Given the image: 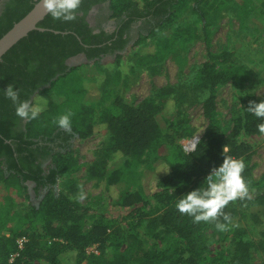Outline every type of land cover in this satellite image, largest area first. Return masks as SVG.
I'll return each mask as SVG.
<instances>
[{
    "label": "trees",
    "instance_id": "16d2710c",
    "mask_svg": "<svg viewBox=\"0 0 264 264\" xmlns=\"http://www.w3.org/2000/svg\"><path fill=\"white\" fill-rule=\"evenodd\" d=\"M38 1L12 0L0 15V38ZM232 1L82 0L74 21L55 20L47 14L38 24L47 30L31 31L3 56L0 88L13 83L20 89L21 99L43 110L36 119H25L23 129L18 130L21 118L16 115V106L0 92V264H60L61 256L71 249L77 251V264H201L208 248L205 228L222 232L217 223L228 228L249 218L256 224L261 222L260 213L251 208L264 207V172L256 178L252 156L253 138L262 134L258 125L264 119L255 117L247 107L251 101L264 100V95L240 98L239 113L228 132L217 119L219 87L230 83L236 90H243L253 77L252 70L238 60L236 50L211 49L210 16ZM104 2L108 3L109 19H116L117 25L112 32H95L88 15ZM187 13L194 14L195 20L178 23ZM138 21H143L147 32L141 30L133 43V47L139 46L133 52L135 65L147 67L152 73L161 54L141 47L148 39L154 44L161 31L182 44L205 42L208 59L197 68L193 86L166 85L136 103L115 95L108 74L99 73L90 81L74 77L81 67L79 62L100 64L104 56L115 55L120 63L131 40L129 29ZM111 99L113 106L103 109ZM197 100H202L208 125L201 140L191 139L190 145L197 147L187 153L180 142L189 135L187 121L167 115L169 124L163 129L157 117L178 114L180 105ZM67 113L71 114V127H60L56 121ZM96 132L106 133L108 141L86 166L89 179L116 187L143 163H149L158 177L151 188L141 183L137 190L117 192L115 204L128 209L126 215L85 226L92 208L81 206L71 197L78 189L74 174L83 168L73 155L71 139L76 135L88 138ZM63 138L64 143H54L57 148L48 155L52 161L47 169L36 163L41 149L49 153L47 142ZM225 156L245 162L242 174L249 194L230 201L221 210L228 220L220 215L196 223L177 210L176 202L203 185ZM66 175L70 177L65 188L56 193L55 186ZM27 182H33L32 191ZM23 198L30 202L18 209ZM140 229L155 241L153 246H147ZM21 237L26 238L22 248L18 243ZM93 245L97 252H87ZM15 253L18 255L10 261ZM217 258L223 264H264V230L253 237L247 226H237L228 248Z\"/></svg>",
    "mask_w": 264,
    "mask_h": 264
},
{
    "label": "rangeland",
    "instance_id": "374dc122",
    "mask_svg": "<svg viewBox=\"0 0 264 264\" xmlns=\"http://www.w3.org/2000/svg\"><path fill=\"white\" fill-rule=\"evenodd\" d=\"M195 18L194 14L187 13L179 19L178 23L184 25L193 22ZM89 19L92 21V16ZM210 20L213 32L211 49L213 51L226 48L236 50L238 60L253 72L252 79L243 90H236L230 83L221 85L218 89L217 119L222 128L228 132L234 117L239 113L240 98L250 99L264 95V0H234L212 13ZM143 29L144 26H141L135 30L126 50L122 53L120 63L116 62L115 55L103 58L100 64H95L93 61L79 62L81 67L75 72L74 77L90 81L99 73L108 74L112 77L115 95H121L126 100L136 103L166 85L179 88L193 86L197 68L208 59L205 42L194 41L182 44L180 39L168 37L167 31H161L154 44L151 39H148L147 43H144L145 47H141L144 51L156 49L161 54L155 61L156 72L152 73L147 67H137L133 57V52L139 48V46L133 47V43ZM143 31L147 32L146 29ZM112 106L111 99L106 101L102 108L107 109ZM179 109L181 112L178 114L158 115L157 119L163 129H166L169 124L167 115L171 119L180 117L187 121L189 135L180 141L184 148L193 137L196 142L201 140L208 125V119L204 115L202 100L187 101L180 105ZM107 141L108 135L104 132H96L88 138L75 136L71 141L73 155L83 165V168L74 174L78 189L76 193H71V197L81 206L92 208L86 215L85 226H90L96 220L107 221L109 218L126 215L128 209H121L115 204L117 192L122 189L137 190L141 183L151 188L158 177L156 171L151 170L149 163H143L132 169L116 187L108 188L106 181L89 179L86 166L96 158V152ZM253 142L255 150L252 164L256 178H260L264 172V134L253 138ZM69 177L66 175L59 179L55 187L56 193L65 188ZM28 187L32 191L33 184L28 183ZM40 193L43 195L45 190ZM21 201L22 204L18 209H23L30 202L28 198H23ZM251 211L260 213L262 218L260 223L256 224L252 218H249L248 221L233 224L222 232H214L210 227L204 229L208 238V248L202 254L201 264H223L221 258L217 257L228 248L231 234L237 226H247L251 236L259 237L260 232L264 230V207L254 206ZM139 232L147 246L154 245L155 241L144 233L143 229ZM170 243L171 241L158 243V245L165 246ZM60 264H77V251L71 249L65 252L61 256Z\"/></svg>",
    "mask_w": 264,
    "mask_h": 264
},
{
    "label": "clouds",
    "instance_id": "9594fccd",
    "mask_svg": "<svg viewBox=\"0 0 264 264\" xmlns=\"http://www.w3.org/2000/svg\"><path fill=\"white\" fill-rule=\"evenodd\" d=\"M39 3L53 19L70 22L77 18L82 0H39ZM0 92L16 106V115L21 119L34 120L43 110L42 106L21 99L20 89L13 83H9L6 88H0ZM247 111L257 118L264 119V100L251 101ZM70 116V113L60 115L56 122L60 127L70 128ZM258 129L264 134V123L259 124ZM244 168L245 162L242 159L225 156L222 163L212 168L203 185L186 192L178 199L177 210L191 216L196 223L215 220L220 215H224V219L228 220L227 214H223L221 210L230 201L243 199L249 194L246 179L242 174ZM217 227L223 230L226 225L217 223Z\"/></svg>",
    "mask_w": 264,
    "mask_h": 264
},
{
    "label": "flooded vegetation",
    "instance_id": "af4514ba",
    "mask_svg": "<svg viewBox=\"0 0 264 264\" xmlns=\"http://www.w3.org/2000/svg\"><path fill=\"white\" fill-rule=\"evenodd\" d=\"M11 1L12 0H0V15L4 13L5 9L7 8V5ZM90 16H92V21H90L89 19ZM88 20L90 21L91 26L95 29V32H99L101 29H104L108 32H112L116 28V25H117L116 19H113V20L109 19L108 3L106 2H104L101 5L95 6L92 12H90V14L88 15ZM141 26H143V21H138L137 23H134L131 25L129 29V35L131 38L133 37L135 30ZM108 56H111V55H106L104 56V58ZM24 123H25V119H21V121L18 122L17 124L18 130L23 129ZM56 142L64 143L65 140L63 138L60 140L56 139L55 142L54 141L47 142L46 144L49 145V149H48L49 153L48 151L41 149V151L37 154L36 163H41V165H43L45 169H47L48 166L51 164L52 159L48 155L54 151V148H57L56 145L54 144ZM27 183L33 184V182H27Z\"/></svg>",
    "mask_w": 264,
    "mask_h": 264
},
{
    "label": "water",
    "instance_id": "95a60500",
    "mask_svg": "<svg viewBox=\"0 0 264 264\" xmlns=\"http://www.w3.org/2000/svg\"><path fill=\"white\" fill-rule=\"evenodd\" d=\"M47 14L49 13L43 9L42 4L38 1L22 19L16 22L13 27L0 38V61L15 44L26 37L31 31L35 29L42 31L47 30V28L38 27L39 22L42 21ZM53 31L56 33L60 32L58 30ZM48 86H50V84H48Z\"/></svg>",
    "mask_w": 264,
    "mask_h": 264
},
{
    "label": "built area",
    "instance_id": "2783aa9c",
    "mask_svg": "<svg viewBox=\"0 0 264 264\" xmlns=\"http://www.w3.org/2000/svg\"><path fill=\"white\" fill-rule=\"evenodd\" d=\"M190 141L187 142V144L184 147V149H185V151L187 153L193 152L196 149V147H197V144L194 145V146H191L190 145ZM25 241H26L25 237H21V238L18 239V243H19V247L20 248L23 247V243ZM87 252H97V246L96 245L90 246L89 248H87ZM16 255H18V253L12 254L11 257H10V261H13Z\"/></svg>",
    "mask_w": 264,
    "mask_h": 264
}]
</instances>
